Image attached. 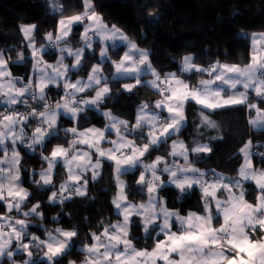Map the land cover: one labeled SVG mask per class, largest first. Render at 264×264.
Returning <instances> with one entry per match:
<instances>
[{"label": "snow or ice", "instance_id": "1", "mask_svg": "<svg viewBox=\"0 0 264 264\" xmlns=\"http://www.w3.org/2000/svg\"><path fill=\"white\" fill-rule=\"evenodd\" d=\"M52 8L60 18L55 31L45 34V44L37 47L36 25H20L32 62L26 82L10 70L11 64L28 59L24 52L13 61L0 50V208L4 209L0 212V258L6 256L15 264V257L22 254L26 257L22 264H62L76 248L77 228H46L41 203L28 207L34 194L23 184L27 170L22 152L35 158L39 150L41 167L31 170V183L38 192L53 189L47 200L50 205L86 197L90 179L96 181L105 164L111 168L116 188L111 204L118 219L100 221L101 230L81 241L82 246L76 248L83 256L80 264H264V168L253 165L251 140L239 149L243 162L235 178L196 166L202 154L212 152L209 143L201 142L205 134L201 129L218 128L206 111L244 106L251 128L264 130L260 106L264 103V33L251 35L249 62L243 66L216 61L203 67L189 54L177 72L161 75L147 50L120 28L104 23L93 0H83V10L71 16H64L56 0ZM148 15L155 18L153 13ZM78 27L82 28L80 47L73 48L69 41ZM97 47L98 63L91 66L86 79L73 80L86 52L95 56ZM120 47L125 49L123 54L112 59L110 52ZM49 49L58 53L55 63L44 59ZM67 58L70 64L65 63ZM106 64L113 70L110 74H105ZM184 74L206 78L193 84ZM146 76L151 79L145 80ZM119 80L132 81L122 84L124 92L148 87L159 96L153 103L139 105L134 122L114 116L111 110L101 112L111 96L109 85ZM61 85L63 95L53 103L48 93ZM253 96L258 102H251ZM192 103L199 106L200 124L198 137L189 145L179 136ZM89 111L101 112L106 121L103 127L82 128L81 120L89 122L85 115ZM61 118L72 126L61 128ZM54 139L62 142L53 144L46 154ZM162 145H168L167 154L153 159ZM259 155L264 163V153ZM60 167L66 178L57 187L54 180ZM136 173L135 189L129 190L121 177ZM249 184L254 185V201L247 199ZM166 188L177 190L180 199L199 189L202 212L184 215L169 208L166 196L161 195ZM133 192L146 199L131 201ZM52 219L57 221V217ZM33 220L40 221L37 227L42 236L29 231ZM133 229L142 230L144 239L154 246L137 247ZM68 264L77 262L69 260Z\"/></svg>", "mask_w": 264, "mask_h": 264}, {"label": "trees", "instance_id": "2", "mask_svg": "<svg viewBox=\"0 0 264 264\" xmlns=\"http://www.w3.org/2000/svg\"><path fill=\"white\" fill-rule=\"evenodd\" d=\"M50 1L53 0H0V50L4 51L6 56H10L13 61L17 60V53L21 51L28 57L24 62L13 63L10 66L13 76L24 77L25 82L31 73L32 62L25 46L26 41L20 32V25H36V43L37 45L45 44V34L55 31L60 18L58 12L51 10ZM56 2L63 7L64 16H71L83 10V0H56ZM93 4L107 25L120 28L138 47L150 53L153 66L161 75L177 72L180 59L189 54L194 57L197 65L203 67L216 61L243 66L249 62L250 35L264 33V0H93ZM149 13L155 14V18H150ZM81 31L82 28H76L70 38L69 43L73 48L80 46ZM98 50L99 47L96 48L95 56L91 52H86L78 76L86 78L90 67L98 63ZM122 51L123 47L116 49L112 52L111 58L118 60ZM55 54L56 52L51 51L46 53L45 57L54 59ZM104 71L105 74L113 71L110 64L105 65ZM184 76L193 84L203 78L200 74H184ZM124 82L125 80L113 81L109 85L111 96L102 105L101 112L111 110L113 115L133 122L139 105L142 102L153 103L159 99V96L148 87H137L133 93L124 92L122 90ZM48 95L55 103L60 95H63V90L61 87L59 89L53 87ZM251 102L258 101L253 96ZM260 106L264 108V103ZM199 111V106L194 103L189 104L186 110L187 123L179 138L189 145L194 138L198 137ZM205 114L216 122L218 128L201 129L205 133L201 142L209 143L212 152L202 154L203 159L196 164L197 167L205 170L214 169L218 173L235 178L243 162L239 149L251 140L252 150L255 152L253 165L257 169L264 168L259 155L264 153V130L250 133L248 127L250 114L246 107L237 106L215 112L206 111ZM254 114V112L251 113V115ZM85 115L89 117V122L84 123L81 120L82 128L104 126L105 120L99 112L89 111ZM60 126L68 128L72 124L64 119L60 122ZM211 137L218 138L213 140L210 139ZM61 142L54 139L49 144L46 154L50 152L53 144ZM256 143L258 145L254 146ZM168 150V145H162L152 154V158L154 159L156 155H166ZM22 155L24 156L23 167L27 170L23 173V184L34 194L28 207L30 208L37 201L41 203V211L46 217L44 227L77 228L80 235L75 244L78 248L82 246L81 241H85L90 232L101 230L100 221L115 222L118 219L114 215L111 204L116 188L115 181L111 178L110 166L105 164L102 175L96 181H91L89 178L86 197H75L62 206L50 205L47 200L53 189L38 192L35 185L31 183V170L39 171L41 167L39 153L35 158L23 152ZM137 176L138 173L121 178L127 181L129 190H133ZM63 178L65 173L58 168L54 180L57 187ZM248 187L250 195L247 199L254 201L256 194L254 186L248 185ZM161 195L166 196L169 208L180 210L184 215L189 211L202 212L199 189L182 199L179 198L180 193L174 188H166ZM129 199L133 202H141L146 197L133 192ZM24 210L26 211L27 208ZM3 211L4 209L0 208V212ZM52 217H57V221H53ZM39 223V220H33L29 231L42 236V229L37 227ZM132 235L137 237V247L147 246L151 249L154 246L153 241L144 239L142 230L133 229ZM76 248L64 257L62 264H67L69 260L80 263L83 256L76 251Z\"/></svg>", "mask_w": 264, "mask_h": 264}, {"label": "crops", "instance_id": "3", "mask_svg": "<svg viewBox=\"0 0 264 264\" xmlns=\"http://www.w3.org/2000/svg\"><path fill=\"white\" fill-rule=\"evenodd\" d=\"M52 4H53V1H50V7H51V10L53 11V8H52ZM57 5L59 6V4L57 3ZM55 12V11H54ZM105 23V22H104ZM106 24V23H105ZM253 34V33H252ZM251 34V35H252ZM257 34H259V33H257ZM251 35H250V37H251ZM250 37H249V39H250ZM40 45H37V47H39ZM80 47V46H79ZM125 49L123 48V51H124ZM123 51H122V53H121V55L123 54ZM250 51H251V40H250ZM53 52H56L54 49H53ZM57 55H58V53L56 52V54H55V57H54V59H50V58H46L45 56H44V59H45V61L47 62V63H55V61H56V58H57ZM110 55H112V52H110ZM149 56H150V53H149ZM98 57H99V50H98ZM184 57V56H183ZM182 57V58H183ZM182 58L180 59V63H181V60H182ZM65 63H67V64H70L71 63V58H67L66 60H65ZM94 64H96V63H94ZM91 68V67H90ZM31 71H32V66H31ZM78 72L77 73H74V74H72V79L73 80H75V79H77V78H84L83 76H78ZM86 78H87V76H86ZM85 78V79H86ZM203 78H206V77H203ZM144 79L145 80H147V79H151V77L150 76H146V77H144ZM126 82H132V81H128V80H125V82L124 83H126ZM61 88H62V90H63V86L61 85ZM95 93L94 92H91L89 95H94ZM3 107V105H0V108H2ZM99 114L101 115V112H99ZM135 115H136V111H135V114H134V120H135ZM255 115V114H254ZM253 115V116H254ZM115 116V115H114ZM104 118V117H103ZM120 118V117H119ZM120 119H122V118H120ZM249 119V118H248ZM62 120H64V118H61V120H60V122L62 121ZM65 120H67V119H65ZM105 120V119H104ZM106 122V121H105ZM134 122V121H133ZM91 127V126H90ZM248 127H249V131H250V133H255V132H260V131H263V130H255V129H253V128H251V126L248 124ZM110 138H114V136L113 137H110ZM173 139H176V138H173ZM180 139V138H179ZM182 140V139H181ZM249 141V140H248ZM247 141V142H248ZM171 143V141L169 142V144ZM105 147H107V145H105ZM37 153H39V150H37ZM45 167H46V165H45ZM62 170H63V168L62 167H60ZM64 171V170H63ZM65 173V172H64ZM65 178H66V174H65ZM89 178H90V174H89ZM167 177H164V179H166ZM122 179V178H121ZM249 185H252V184H249ZM252 186H254V185H252ZM188 213V212H187ZM186 213V214H187ZM185 214V215H186ZM32 225V224H31ZM218 226V225H217ZM24 259H26V257L24 256V255H22V254H18L16 257H15V264H22V261L24 260ZM3 263H5V264H12V262H10L9 260H8V258L5 256V257H2V258H0V264H3ZM68 264V263H67ZM77 264H80V263H77Z\"/></svg>", "mask_w": 264, "mask_h": 264}, {"label": "built area", "instance_id": "4", "mask_svg": "<svg viewBox=\"0 0 264 264\" xmlns=\"http://www.w3.org/2000/svg\"><path fill=\"white\" fill-rule=\"evenodd\" d=\"M21 111H24V108H20ZM258 145V143L254 144V146ZM253 153L255 154L254 150H252Z\"/></svg>", "mask_w": 264, "mask_h": 264}, {"label": "rangeland", "instance_id": "5", "mask_svg": "<svg viewBox=\"0 0 264 264\" xmlns=\"http://www.w3.org/2000/svg\"><path fill=\"white\" fill-rule=\"evenodd\" d=\"M51 51H53V49H49V51H48V52H51ZM48 52H47V53H48ZM30 102H31V101H30Z\"/></svg>", "mask_w": 264, "mask_h": 264}]
</instances>
